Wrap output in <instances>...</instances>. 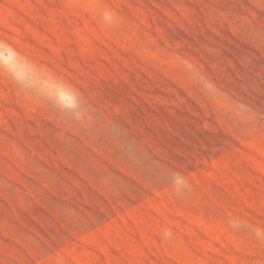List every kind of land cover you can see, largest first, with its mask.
<instances>
[{
    "label": "rangeland",
    "instance_id": "1",
    "mask_svg": "<svg viewBox=\"0 0 264 264\" xmlns=\"http://www.w3.org/2000/svg\"><path fill=\"white\" fill-rule=\"evenodd\" d=\"M0 264H264V0H0Z\"/></svg>",
    "mask_w": 264,
    "mask_h": 264
}]
</instances>
